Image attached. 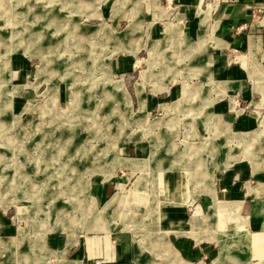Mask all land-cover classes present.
I'll list each match as a JSON object with an SVG mask.
<instances>
[{
  "label": "rangeland",
  "instance_id": "374dc122",
  "mask_svg": "<svg viewBox=\"0 0 264 264\" xmlns=\"http://www.w3.org/2000/svg\"><path fill=\"white\" fill-rule=\"evenodd\" d=\"M130 1L0 0V264H15L18 246L23 264H54L43 239L53 249L71 238V258L75 245L107 234L127 237L138 264H175L179 252L158 224L160 205L172 200L186 203L190 215L182 232L212 240L198 264H239L229 256L264 264L257 257L264 246L253 256L250 245L264 238L255 233L264 231V210L250 211L264 197L247 202L248 223L239 205L214 189L216 166L234 159L264 170V103L230 96L232 107L257 114L256 130H230L222 116L205 113L212 100L202 103L209 69L195 59L212 64L206 29L188 43L169 20L163 39L147 35L162 9L200 8L206 23L211 9L201 8L212 0ZM257 14L264 15L263 5ZM151 155L159 166L137 161ZM258 179L238 171L235 189L244 192L245 182ZM198 203L203 210L211 204L204 213ZM57 255L55 264H80Z\"/></svg>",
  "mask_w": 264,
  "mask_h": 264
},
{
  "label": "crops",
  "instance_id": "0c3cea01",
  "mask_svg": "<svg viewBox=\"0 0 264 264\" xmlns=\"http://www.w3.org/2000/svg\"><path fill=\"white\" fill-rule=\"evenodd\" d=\"M132 3L131 0V6ZM207 5L209 7L201 8L205 10L211 9V17L206 23H203L200 8L188 9L186 13L178 11L175 14H172L171 10L162 9L158 16L156 15V19L149 23L147 35L153 39H163L167 34L166 23L169 20L180 24L186 34L188 43L197 42L200 38L201 29H206L210 35L208 39L210 49L206 48L205 52L207 55L212 56V64L208 67L205 61H201L202 58L199 56L195 59L197 62L205 64L209 69L207 82L210 87L207 93L201 95V98L202 103H205L206 100H212V102L205 110V113L208 116L210 113L222 116L221 118L228 123L230 130L231 128L240 130L237 132H243L241 129H249L248 132L256 130L257 114L254 112L244 113L242 112L243 107H236L235 105H233L235 107H232L230 96L238 95V97L240 96L239 98H242V101L250 100V105L256 107H260L264 103V93L261 90V88H264V15L257 14V6H264V0H212ZM163 11H170L169 15H164ZM182 19H185L186 22L182 23ZM181 49H186L184 52L190 55L195 54L192 48L185 47ZM171 90L170 88L169 92ZM234 92L236 94L232 95L231 93ZM135 95L139 103L141 100L137 94L136 84ZM143 98L142 101L146 107L148 102L146 93ZM205 113L204 115H206ZM153 162L155 166H159L154 160ZM216 168L218 169L220 186L219 189H214L227 202L239 205V213L248 218L249 209H247L246 205L249 199L252 196L256 198L264 197V188H259V185L264 184V170L256 169L252 161L247 158L234 159L232 164L223 170L217 166ZM233 168L235 169L233 170ZM238 171L254 175L259 179L254 183L245 182L244 192L239 189L236 190L234 179ZM248 184L258 186V188L254 191H249ZM228 194L233 198H228ZM204 195L212 197L209 193L204 192ZM211 203L207 205L205 210L202 209L201 203L198 204L203 212L206 213ZM263 203V200L257 199L250 211L257 215L260 214L264 210ZM185 205L186 203L179 204L173 200L165 205L161 204L159 218H162V220L158 222L159 227L161 230L169 231L168 239L179 252L180 261L175 264H198L201 261L205 263L204 258L212 248L206 242H212V240L197 242L192 235L182 232L190 228V223L188 222L190 215L187 216ZM255 233L264 235V231ZM42 242L45 252L56 254L57 258L54 264L58 259L57 253L61 252H64V258L67 261L80 262V264H138L132 243L127 237L123 236L111 238L107 234L102 238L85 239L75 245L71 258L67 257V253L73 243L71 238H68V241H56V247L53 249L47 246L50 243L46 245L44 239ZM216 244L220 248L219 243L216 242ZM250 245L253 256H255L254 248L264 246V238L258 244L251 243ZM19 247H17L18 253L14 257L15 264H23L24 262L21 257L25 254L21 253ZM219 248L216 258L219 254ZM26 255L27 258H30L33 254L26 253ZM257 257H260V261L264 263V255ZM160 259H165V264H173L168 258ZM227 260L228 263L239 264H249L250 262L248 259L243 260L238 256H229ZM146 263L158 264L148 260Z\"/></svg>",
  "mask_w": 264,
  "mask_h": 264
},
{
  "label": "bare ground",
  "instance_id": "6f19581e",
  "mask_svg": "<svg viewBox=\"0 0 264 264\" xmlns=\"http://www.w3.org/2000/svg\"><path fill=\"white\" fill-rule=\"evenodd\" d=\"M18 4V3H17ZM33 14V13H32ZM50 16V15H49ZM61 19V18H59ZM20 20V19H19ZM60 21V20H59ZM55 22V21H54ZM56 42V41H55ZM56 44V43H55ZM60 64V63H59ZM97 111V110H96ZM137 161H140V163L144 166V168H147V167H154V162H153V159H152V155L151 157L145 159L144 161L141 160V159H137ZM176 188L177 190V186L174 184L172 185V190L174 191V189ZM231 207V206H230ZM62 211V210H61ZM99 219V218H98Z\"/></svg>",
  "mask_w": 264,
  "mask_h": 264
},
{
  "label": "built area",
  "instance_id": "2783aa9c",
  "mask_svg": "<svg viewBox=\"0 0 264 264\" xmlns=\"http://www.w3.org/2000/svg\"><path fill=\"white\" fill-rule=\"evenodd\" d=\"M99 262V261H98Z\"/></svg>",
  "mask_w": 264,
  "mask_h": 264
}]
</instances>
